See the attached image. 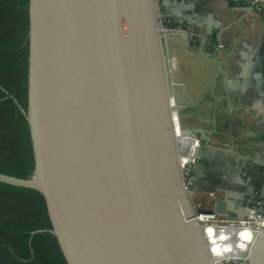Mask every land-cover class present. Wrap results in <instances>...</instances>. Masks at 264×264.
<instances>
[{
	"label": "water",
	"instance_id": "obj_1",
	"mask_svg": "<svg viewBox=\"0 0 264 264\" xmlns=\"http://www.w3.org/2000/svg\"><path fill=\"white\" fill-rule=\"evenodd\" d=\"M162 6L159 0H29L21 112L34 168L27 179L0 174V184L43 197L66 264H221L226 258L212 256L209 231L239 247L228 258L264 264V230L196 221L213 212L256 218L239 202L264 197L260 162L253 163L259 171L252 191L239 200L213 199V210L195 209L182 186L184 166L207 160L210 151L217 158L231 154L212 148L201 128L193 137L182 124L187 111L175 109L166 36L180 32L170 29L175 23L164 24ZM188 24L182 34L198 37ZM232 160L236 169L246 166ZM244 230L248 241L240 246Z\"/></svg>",
	"mask_w": 264,
	"mask_h": 264
},
{
	"label": "crops",
	"instance_id": "obj_2",
	"mask_svg": "<svg viewBox=\"0 0 264 264\" xmlns=\"http://www.w3.org/2000/svg\"><path fill=\"white\" fill-rule=\"evenodd\" d=\"M159 1L164 18L175 23L170 29L180 32L167 39L166 52L171 85L178 90L175 109L187 111L182 124L195 138L201 128L212 148L231 154L217 158L210 151L192 168L193 200L209 211L213 199L239 200L250 193L259 171L253 163L264 168V15L232 0ZM188 23L198 37L182 34ZM235 156L243 169L234 168Z\"/></svg>",
	"mask_w": 264,
	"mask_h": 264
},
{
	"label": "trees",
	"instance_id": "obj_3",
	"mask_svg": "<svg viewBox=\"0 0 264 264\" xmlns=\"http://www.w3.org/2000/svg\"><path fill=\"white\" fill-rule=\"evenodd\" d=\"M28 5L0 0V174L18 179L34 168L21 112L27 109ZM50 230L39 193L0 184V264H66Z\"/></svg>",
	"mask_w": 264,
	"mask_h": 264
},
{
	"label": "built area",
	"instance_id": "obj_4",
	"mask_svg": "<svg viewBox=\"0 0 264 264\" xmlns=\"http://www.w3.org/2000/svg\"><path fill=\"white\" fill-rule=\"evenodd\" d=\"M158 2V0H156ZM232 4L236 7L248 8L249 11L264 15V0H232ZM165 25L170 24L167 19H163ZM220 45L219 47H221ZM182 186L189 194L193 206L197 210H202L201 204L194 202V189H193V179H192V168L191 165L184 166L181 169ZM247 206L250 210H255L256 218L254 219H244V220H229L225 215L211 213V214H198L196 216V221L202 226H219V227H233V228H246L257 231L264 230V197L249 199L247 201ZM221 264H243L241 262L235 261L233 259H226L221 261Z\"/></svg>",
	"mask_w": 264,
	"mask_h": 264
},
{
	"label": "bare ground",
	"instance_id": "obj_5",
	"mask_svg": "<svg viewBox=\"0 0 264 264\" xmlns=\"http://www.w3.org/2000/svg\"><path fill=\"white\" fill-rule=\"evenodd\" d=\"M231 228H233V227H231ZM242 229H246V228H242ZM245 232H246V230H244L243 232H240V234L238 236L239 238H240V236L244 237L242 240L239 239V240H241L240 246H243L248 241L247 238H246L247 235H246ZM209 236H210V238L212 239V242H213L212 243L213 247L211 249L212 256L216 260H220L219 257H223V258L231 260V258H228V257L236 256V249L239 248V247H237V245L236 246L235 245H232V246L230 245L229 246V244L226 245L225 242L222 241L223 240V237H222L223 235H221V234H220V236H218L216 234L214 235V232L212 233V232L209 231Z\"/></svg>",
	"mask_w": 264,
	"mask_h": 264
},
{
	"label": "rangeland",
	"instance_id": "obj_6",
	"mask_svg": "<svg viewBox=\"0 0 264 264\" xmlns=\"http://www.w3.org/2000/svg\"><path fill=\"white\" fill-rule=\"evenodd\" d=\"M175 36H177L176 34H169V35H167L166 36V42H167V39H169V38H173V37H175ZM174 45V44H173ZM172 97H173V101H174V103L176 104V102L175 101H177V97H178V90H177V87L174 85V87H173V84H172Z\"/></svg>",
	"mask_w": 264,
	"mask_h": 264
}]
</instances>
